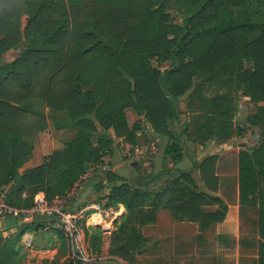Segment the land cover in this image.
Here are the masks:
<instances>
[{
    "label": "trees",
    "instance_id": "16d2710c",
    "mask_svg": "<svg viewBox=\"0 0 264 264\" xmlns=\"http://www.w3.org/2000/svg\"><path fill=\"white\" fill-rule=\"evenodd\" d=\"M24 40L33 46L5 60ZM153 57L167 68L153 65ZM239 90L256 104L244 124L234 121ZM187 93L190 119L178 133V104ZM31 99L50 114L67 115L61 125L75 129L74 137L55 142L48 116L29 107ZM127 109L168 136L164 156L174 162L183 157V137L207 152L191 169L163 168L137 184L111 169L84 181L102 206L124 207L108 255L133 263L151 240L141 227L155 222L160 209L201 231L222 222L228 208L215 194L217 153L238 145L239 203L257 208L258 264H264V0H0V191L10 188L7 203L29 208L39 192L60 198L91 166L103 164L114 138L135 145L140 126H130ZM247 129L261 135L256 142L247 141ZM164 176L161 186L149 188ZM211 205L217 208L205 209ZM6 218L14 234L6 238L0 230V264L23 258L25 232L56 228L55 216ZM79 223L99 256L103 228ZM56 232L66 252L67 236ZM52 264L82 263L69 252Z\"/></svg>",
    "mask_w": 264,
    "mask_h": 264
},
{
    "label": "rangeland",
    "instance_id": "374dc122",
    "mask_svg": "<svg viewBox=\"0 0 264 264\" xmlns=\"http://www.w3.org/2000/svg\"><path fill=\"white\" fill-rule=\"evenodd\" d=\"M31 43L27 40H24L21 44L18 45L17 48L12 49L11 51L7 52L4 55L5 60H11L14 57L17 56V52L21 49H25L28 47ZM41 44L40 42H37V45ZM151 63L153 65L158 66L161 70H165L167 68V64L160 63L156 61L155 57L151 58ZM188 98V93L181 98L178 104V112H177V119L175 120V126L174 131L180 133L182 129L185 127L186 124H188L190 119V113L186 111V100ZM27 105L31 108H37L39 110H42L46 113L48 116V124H49V131L50 136L52 139L55 140V142H63L67 141L74 137L76 130L73 129L69 125L62 126L61 122H65L68 117L65 114H58L55 115L54 113L50 114V110L44 106L43 103H41L38 100L31 99L27 102ZM256 104L253 103L249 96L247 94H244L241 90L236 92V113L234 115V121L240 124H244L246 122V118L248 114L254 110ZM194 114H196V111H193ZM127 119L128 123L131 127H134L136 124H138L139 130L136 133V144L131 145L129 142H127L124 138H114L113 141V147L109 153H105L103 156V164H106L108 168L106 170H109L112 166V169L117 174L123 176L126 180H128L131 184H137L139 180H146L150 177L151 174L158 172L159 170H162L163 168H172V169H182V170H188L193 168L195 165L196 160H200L203 155L207 151L201 146L197 144H193L190 141L186 140L185 137L182 138V144H183V157L177 161L174 162L172 159L167 158L164 156V149L167 145L169 138L167 135L158 134L153 131L151 126L148 123L147 118L144 116L143 113L135 112L133 109H127ZM60 123V124H58ZM57 125H61L58 127ZM104 130L101 127H98L97 133H103ZM112 133V130H110ZM247 136H255L260 137L261 135H255L251 132L250 129H247L246 132ZM243 147L241 146H234L233 148H230L228 150L224 151H218L217 153V160H216V172H217V166L219 167V171H222L221 168H223L225 165L228 167L233 165H238V154L235 152V150H242ZM234 150V151H233ZM237 154V156H236ZM138 161V170H135V168L132 166V162ZM102 170L100 172L101 175L104 171ZM93 172L90 174V176H93ZM193 177L197 181L199 187L201 190H205L204 185L202 184L201 180L199 179V173L197 169H193L192 172ZM89 176V177H90ZM166 178L165 176L161 179H158L154 181L150 185V189H156L159 186L163 184V180ZM219 178V176H218ZM86 179L83 180V182ZM81 182V189L83 187L84 189H88V192H79L81 195L76 196L75 198V207H78V205L83 204H89L90 202H97L98 197L100 196L96 191L90 187L85 186V184ZM9 187H4L0 191V199L5 200V194L9 191ZM80 189V191H82ZM89 202V203H88ZM111 209L109 207H104L101 205V215H104V218L106 219V222H108L113 214L111 213ZM257 210V209H256ZM85 212V210H84ZM94 212V210H92ZM121 211L118 212V214ZM160 221L158 222L161 227H164L163 230H159L158 235H162L164 237L171 235L174 232L175 228L180 222L183 221H176L172 218L170 212L166 209H160ZM83 214L80 215V222L81 227L87 225L86 223H89V218H87V221L85 219V216ZM10 219L0 218V228L2 227V236L9 238L14 234V230H10V228H4L7 224H9ZM154 223V222H153ZM103 228V227H102ZM112 224L110 226H105L103 228L102 233V242H103V236L108 233L112 229ZM114 229V228H113ZM112 229V230H113ZM63 231V230H62ZM106 231V232H105ZM190 234L188 232L179 233L176 238L170 237L168 241L177 242L180 241V247L182 246H191L192 242L190 240ZM66 235V234H65ZM83 236V246L85 250V256L87 260L85 262H82V264H86L88 262H93L97 260L96 255L93 254L88 247L90 246L89 241L87 242L85 239V235ZM156 237V236H155ZM2 240V239H0ZM67 246H66V252H64L61 240L58 232H56V228L47 230L46 232L37 231L34 235L33 244L30 247H25L21 244V254H23V258H20L18 262L15 264H52L55 260L63 261L66 259L69 255V252H71V245L67 237ZM172 242V243H173ZM170 243V245H172ZM153 244V243H152ZM152 244H148L147 246L149 248L152 247ZM179 247V248H180ZM184 248V247H183Z\"/></svg>",
    "mask_w": 264,
    "mask_h": 264
},
{
    "label": "crops",
    "instance_id": "0c3cea01",
    "mask_svg": "<svg viewBox=\"0 0 264 264\" xmlns=\"http://www.w3.org/2000/svg\"><path fill=\"white\" fill-rule=\"evenodd\" d=\"M235 152L239 153L238 150H235ZM110 169H112V166ZM221 170L219 171L217 166L216 174L219 176V186L215 194L227 205L228 209L225 219L220 223L211 225L204 231L199 230L196 223L183 221L177 225L172 236L164 237L161 234L157 236L159 230L164 228L159 226L160 212L158 211L157 220L154 223H147L141 227L143 236L151 239L147 245L153 243L152 247L149 248L147 246L144 251L137 254L131 264H258V242L260 236L257 208L239 203L238 165L231 164L229 167L225 165ZM86 186L93 188L91 185ZM88 189L83 190L82 187V191L79 190V192H88ZM78 194L81 195V193ZM75 201L72 203L73 210L85 209L84 215L87 214V216L91 211L88 207L90 204L95 203L88 202L89 204L78 205V207L74 208ZM216 208V205L205 207L206 210L211 211ZM116 210L121 212L119 214L115 213ZM111 213L113 216L108 222H106L103 214L101 218L115 228L117 222H119V216L124 213V207L119 205L117 209L112 208ZM116 220L118 221L116 222ZM4 228H9V225L7 224ZM2 229L1 227L0 230ZM112 229L103 236L102 251L97 256V260L100 264H115L114 260H118L121 264H126L122 260L108 255L109 235ZM10 230L13 229L10 228ZM184 232L191 233L192 247H180L179 240L177 242L168 241L170 237L175 239L179 233Z\"/></svg>",
    "mask_w": 264,
    "mask_h": 264
},
{
    "label": "built area",
    "instance_id": "2783aa9c",
    "mask_svg": "<svg viewBox=\"0 0 264 264\" xmlns=\"http://www.w3.org/2000/svg\"><path fill=\"white\" fill-rule=\"evenodd\" d=\"M108 166L106 164L93 165L91 168L84 173L80 180L76 181L63 196L48 200L43 192H39L34 197V203L29 208H21L13 206L7 203L4 199H0V218L7 216H18L20 215L22 222L30 221L34 216L37 215H50L56 217V222L53 224L54 227H58L66 234L71 245V258L77 261L85 262L87 260L85 256V250L83 246V235L80 228V215L84 213V210H72L68 211L66 207L73 203L76 196L81 189V181L87 179L93 172H100L106 170ZM91 209L87 218L93 225L110 226L101 218V204L95 202L90 204L88 207ZM94 210V212H92ZM119 211L116 210L115 213ZM85 216V215H83ZM90 224V225H91ZM47 227L45 228V230ZM34 235L30 232H25L21 237V244L25 247H30L33 244Z\"/></svg>",
    "mask_w": 264,
    "mask_h": 264
},
{
    "label": "water",
    "instance_id": "95a60500",
    "mask_svg": "<svg viewBox=\"0 0 264 264\" xmlns=\"http://www.w3.org/2000/svg\"><path fill=\"white\" fill-rule=\"evenodd\" d=\"M257 140H258V137H255V136H252V137H248L247 138V141L249 143H251L252 141L253 142H256ZM132 166L135 168V170H138V161L132 162Z\"/></svg>",
    "mask_w": 264,
    "mask_h": 264
},
{
    "label": "bare ground",
    "instance_id": "6f19581e",
    "mask_svg": "<svg viewBox=\"0 0 264 264\" xmlns=\"http://www.w3.org/2000/svg\"><path fill=\"white\" fill-rule=\"evenodd\" d=\"M154 178V177H153ZM84 183V182H83Z\"/></svg>",
    "mask_w": 264,
    "mask_h": 264
}]
</instances>
